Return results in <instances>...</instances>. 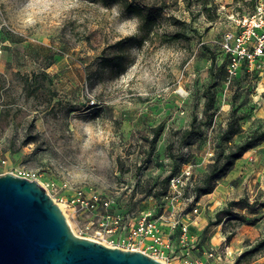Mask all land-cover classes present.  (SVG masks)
<instances>
[{"label":"rangeland","instance_id":"374dc122","mask_svg":"<svg viewBox=\"0 0 264 264\" xmlns=\"http://www.w3.org/2000/svg\"><path fill=\"white\" fill-rule=\"evenodd\" d=\"M127 2L141 5L149 24ZM253 4L0 0V174L35 173L75 233L93 239L109 214L134 222L142 212L177 207L218 151L264 131V70L243 67L230 79L220 68L221 40L235 27L230 15ZM208 87L216 99L206 113ZM194 120L196 133L184 137ZM231 120L242 131L224 141ZM188 170L170 202L171 178L183 181ZM79 191L85 201L97 194L109 204L74 202ZM254 191L240 197L247 205L201 232L210 246L205 264H264V234L254 230L264 190L258 184ZM229 201L207 207L210 222ZM191 203L187 212L197 206Z\"/></svg>","mask_w":264,"mask_h":264},{"label":"water","instance_id":"95a60500","mask_svg":"<svg viewBox=\"0 0 264 264\" xmlns=\"http://www.w3.org/2000/svg\"><path fill=\"white\" fill-rule=\"evenodd\" d=\"M0 264H165L76 234L37 179L0 174Z\"/></svg>","mask_w":264,"mask_h":264},{"label":"built area","instance_id":"2783aa9c","mask_svg":"<svg viewBox=\"0 0 264 264\" xmlns=\"http://www.w3.org/2000/svg\"><path fill=\"white\" fill-rule=\"evenodd\" d=\"M230 17L235 27L226 31L221 40L222 49L229 57L228 78L238 75L243 66H246L249 71L264 70V0H257L251 12L234 11ZM186 174V179L183 181L175 176L171 178L173 191H169L165 196L170 199V202L174 203L176 197L181 194V186L187 183L191 171L188 170ZM24 177L36 179L35 173H25ZM172 193L174 195L171 196ZM189 199L196 200L194 193ZM73 201L93 208H96L101 201L106 205L109 204L108 200H103L97 194L85 201L81 191L77 192ZM173 208L169 212L167 210L161 213L142 212L133 219L134 222L109 214L106 216L107 220L103 221L100 228L96 230L95 237L98 239L94 240H106L109 242L108 246L112 247L140 250L168 264H173L172 260L175 259L174 264H204L203 261L192 258L191 245H189L191 242L189 222L183 219H171L174 214ZM198 210V206H195L193 212L196 213ZM178 227L181 231L179 236L181 249L177 247L173 238L174 231ZM200 239L198 237V240ZM213 254L211 252L209 255Z\"/></svg>","mask_w":264,"mask_h":264},{"label":"crops","instance_id":"0c3cea01","mask_svg":"<svg viewBox=\"0 0 264 264\" xmlns=\"http://www.w3.org/2000/svg\"><path fill=\"white\" fill-rule=\"evenodd\" d=\"M258 184H260V188L264 190V141L249 149L242 157L237 159L233 168L228 172V174L218 180L216 188L211 193L204 194L198 200L194 201V203L201 210H198V212L194 214L190 211L187 212L188 207L190 204H192V200L189 198L184 199L178 204L177 207L173 208L174 214L171 219L174 218L185 220V215L191 213L193 214L189 220V235L191 238L189 245H191L190 250L192 258L201 260L204 262V264L207 261L206 254L210 246L208 243L204 242V235L201 233L203 230L209 227L210 219L212 218L207 213V207L211 208L217 204V207L222 208L223 205H225L227 201L231 199H239L246 193L249 194V192L253 194ZM232 212H237V208H232ZM182 214H184L183 218ZM258 229L261 230L262 234H264V212L257 221L254 230L258 232ZM180 233L181 231L178 227L175 229L173 235L175 243L179 249L182 247V244L179 240ZM215 236L216 234L211 236V243L214 245H216L214 241ZM198 237L201 239L198 240Z\"/></svg>","mask_w":264,"mask_h":264},{"label":"trees","instance_id":"16d2710c","mask_svg":"<svg viewBox=\"0 0 264 264\" xmlns=\"http://www.w3.org/2000/svg\"><path fill=\"white\" fill-rule=\"evenodd\" d=\"M256 1L257 0H254V4H253L254 7L256 4ZM126 8L128 11L136 13L146 24H149L150 16L148 15V13L145 12L144 8L141 5H134L131 2H127ZM222 51H223L224 57L222 61L223 65H221L220 68H223V69L226 68L225 70L226 77H228L227 65L229 62V57H228V54L224 52V50ZM243 67H246V66H243ZM205 94L207 97L205 112L208 113L209 109L213 107L216 97H215V93L211 91L209 87L206 88ZM164 127H165V121H162L156 127L153 128V137L151 139L153 144H155L157 140L159 139ZM197 128L198 127L194 120L192 123V127H190L189 129H186L183 136L185 137L189 134L196 133ZM240 131H242V128L238 125V122L231 120L228 123L227 129H226V136L222 137V140L227 141L228 139L231 138V136L239 133ZM263 141H264V131L256 130L252 132L250 135H248L242 142H239V143H236L230 146L227 150L221 149L220 151H218L214 155L213 161L208 165V168L203 174V176L194 185L193 193L195 195V199L198 200L202 195L211 193L216 188L218 180L221 177L227 175L228 172L233 168L236 160L242 157L246 151L257 146ZM170 178L171 177L169 175V177H167V181H169ZM167 193L168 192L164 193V196H166ZM242 203H244L245 205L248 204L246 198H240L238 200L229 201L227 204V207L217 213L218 214L217 219L210 223H213V224L219 223L222 221L223 216H231L233 214L232 208L238 207Z\"/></svg>","mask_w":264,"mask_h":264},{"label":"bare ground","instance_id":"6f19581e","mask_svg":"<svg viewBox=\"0 0 264 264\" xmlns=\"http://www.w3.org/2000/svg\"><path fill=\"white\" fill-rule=\"evenodd\" d=\"M40 183L45 187V185H44V183H43L42 181H40ZM45 188H46V187H45ZM46 190H47V189H46ZM59 206L62 208V210H63V212H64V214H65V216H66V218H67V220H68V222H69V224L71 225L72 230L75 232L74 227H73V224H72V222L70 221V219L68 218V216H67V214H66V212H65V210H64V205L59 203ZM163 262H164V261H163ZM164 263H165V264H168V263H166V262H164Z\"/></svg>","mask_w":264,"mask_h":264},{"label":"clouds","instance_id":"9594fccd","mask_svg":"<svg viewBox=\"0 0 264 264\" xmlns=\"http://www.w3.org/2000/svg\"><path fill=\"white\" fill-rule=\"evenodd\" d=\"M133 21H135L138 24V18L132 17V18L129 19L128 22H133Z\"/></svg>","mask_w":264,"mask_h":264}]
</instances>
